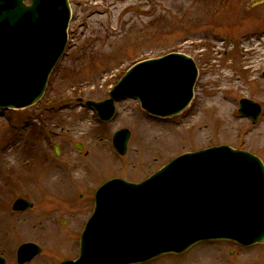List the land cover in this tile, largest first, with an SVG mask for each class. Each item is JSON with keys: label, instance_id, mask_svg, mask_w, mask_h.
<instances>
[{"label": "rangeland", "instance_id": "1", "mask_svg": "<svg viewBox=\"0 0 264 264\" xmlns=\"http://www.w3.org/2000/svg\"><path fill=\"white\" fill-rule=\"evenodd\" d=\"M69 1L67 49L42 100L22 110L0 108V254L8 264L17 263L13 252L21 242L36 237L46 241L45 255L54 256L57 247L42 232L49 228L69 234L52 264L75 258L94 191L109 178L137 182L181 153L222 144L264 162V2ZM170 52L191 56L199 71L182 113L154 117L127 98L117 102L111 121L101 122L85 104L106 99L136 62ZM242 98L261 105L256 123L238 112ZM121 128L131 133L124 155L112 143ZM18 197L33 206L13 210ZM57 216L66 224L52 219ZM18 222L21 237L14 241L7 231ZM144 264H264V243L201 242Z\"/></svg>", "mask_w": 264, "mask_h": 264}, {"label": "water", "instance_id": "2", "mask_svg": "<svg viewBox=\"0 0 264 264\" xmlns=\"http://www.w3.org/2000/svg\"><path fill=\"white\" fill-rule=\"evenodd\" d=\"M16 5L15 16L0 21V106L12 108L42 97L65 50L71 17L68 0H0V10ZM197 76L193 58L169 53L138 62L110 98L87 104L106 121L115 114V101L127 97L139 99L149 113L172 116L190 104ZM240 111L256 122L261 107L242 99ZM129 137L128 129L115 133L119 153L126 152ZM215 238L264 242V164L227 145L178 156L141 183H104L83 234L81 258L63 264H127Z\"/></svg>", "mask_w": 264, "mask_h": 264}, {"label": "flooded vegetation", "instance_id": "3", "mask_svg": "<svg viewBox=\"0 0 264 264\" xmlns=\"http://www.w3.org/2000/svg\"><path fill=\"white\" fill-rule=\"evenodd\" d=\"M32 206H33V204H32ZM26 211V210H25ZM52 219H54L55 220V222H57V223H59L61 226H63V225H65L66 224V220L65 219H61L60 217H56V218H52ZM26 220V219H25ZM24 220V221H25ZM85 225H86V220H84V222H83V225H82V228H81V231H80V234H81V232H83V229H84V227H85ZM22 226V224H20L19 222L18 223H16V224H14L8 231H7V233H8V235H10V237L12 238V239H14V241H16L19 237H21V236H19L20 235V230L18 231V229H19V227H21ZM41 226V228H43V226L44 225H40ZM45 227V226H44ZM42 232L49 238V241H47V242H49V243H51L53 246H56L57 247V251H56V253H54V256H48V255H45V253H46V251H47V246H46V241L44 242V240H43V238L42 239H39L38 240V237H36L35 239H31V240H28V241H24V242H21L19 245H18V247L21 245V244H25V243H32V244H34V245H36V249H37V253L36 254H33L32 255V258L28 261V262H26V263H32L33 261H35V259H37V260H42L43 259V263L42 264H52L53 263V261L54 260H52V259H54V258H58L60 255H62L61 254V251H62V247H60V246H64V247H66L65 245L68 243V241H69V234H67L68 233V231L67 232H64V231H62V233L60 232H58V231H56V230H54L53 228H49L48 230H46V229H42ZM37 233V232H36ZM35 233V234H36ZM34 234V235H35ZM38 235L40 236V237H43L41 234H39L38 233ZM55 237H57V239H55ZM43 242V243H42ZM77 242V241H76ZM13 243H15V242H13ZM45 244V245H44ZM18 247H17V249H18ZM17 251V250H16ZM16 251H14L13 252V258L14 259H16V264H20L19 262H18V260H17V254H16ZM68 252V251H67ZM78 256V244H77V255H76V257ZM0 257H3L5 260H6V264H8V260H7V258L4 256V255H2V254H0ZM75 257V258H76ZM42 258V259H41ZM75 258H72V257H66V258H63L61 261H59V262H57V263H55V264H59V263H61V262H63V261H67V260H71V259H75ZM25 264V263H24Z\"/></svg>", "mask_w": 264, "mask_h": 264}, {"label": "clouds", "instance_id": "4", "mask_svg": "<svg viewBox=\"0 0 264 264\" xmlns=\"http://www.w3.org/2000/svg\"><path fill=\"white\" fill-rule=\"evenodd\" d=\"M16 7H18V5L8 8L7 10H0V21L15 16Z\"/></svg>", "mask_w": 264, "mask_h": 264}]
</instances>
